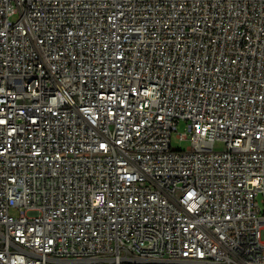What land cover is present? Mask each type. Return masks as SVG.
<instances>
[{"label":"built area","instance_id":"built-area-1","mask_svg":"<svg viewBox=\"0 0 264 264\" xmlns=\"http://www.w3.org/2000/svg\"><path fill=\"white\" fill-rule=\"evenodd\" d=\"M0 264H264V0H0Z\"/></svg>","mask_w":264,"mask_h":264},{"label":"rangeland","instance_id":"rangeland-1","mask_svg":"<svg viewBox=\"0 0 264 264\" xmlns=\"http://www.w3.org/2000/svg\"><path fill=\"white\" fill-rule=\"evenodd\" d=\"M186 127H187L186 122L182 121L177 126V131H174L173 134H172L173 146L178 148V149L185 150L190 145V140H188V139H179L178 138L179 135H182V137H184V138L186 137V134H187V128ZM224 147H225V145L221 141H217L214 144V148L216 150H222V149H224Z\"/></svg>","mask_w":264,"mask_h":264}]
</instances>
